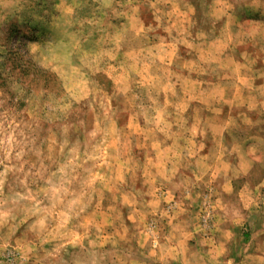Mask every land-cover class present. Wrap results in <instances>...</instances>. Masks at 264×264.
<instances>
[{
	"label": "clouds",
	"instance_id": "1",
	"mask_svg": "<svg viewBox=\"0 0 264 264\" xmlns=\"http://www.w3.org/2000/svg\"><path fill=\"white\" fill-rule=\"evenodd\" d=\"M82 2L71 29L81 49H109L102 66L89 60L75 74L83 86L35 59L39 44L30 71L0 77V264H218L202 243L218 223L238 253L222 257L227 264H264L243 239L264 216V0ZM28 3L10 0L0 11ZM170 3L185 12L162 35L158 6ZM49 10V41L67 39L61 0ZM113 65L120 75L105 71ZM200 82L240 87L251 102L219 105L237 116L228 124L209 119L223 97L200 92ZM101 195L115 199L125 236L105 239L104 225L83 223ZM181 205L191 224L172 236L165 221Z\"/></svg>",
	"mask_w": 264,
	"mask_h": 264
},
{
	"label": "rangeland",
	"instance_id": "2",
	"mask_svg": "<svg viewBox=\"0 0 264 264\" xmlns=\"http://www.w3.org/2000/svg\"><path fill=\"white\" fill-rule=\"evenodd\" d=\"M10 0H0V10L9 6ZM86 6V2L82 0H61L62 15L57 21L62 26L67 39H62L55 43L50 42L52 38V30L50 26V10L49 0H30V3L20 11L9 13L6 17L2 11H0V77H3L5 73H27L33 67V61L30 56V49L34 45H42L32 55L35 59L44 64L48 71L56 74L61 79H67L69 86L80 85L83 86L82 81L74 79L76 73L80 72L85 66L88 65L89 60L102 66V56L109 49L103 47H97L95 50L81 49L80 44L76 40V33L71 29L73 27L72 16L74 9L77 7ZM161 13L164 16L161 18L160 27L161 33L166 34L169 30L173 29L175 25L183 20V14L185 8L179 3L168 4L167 6H158ZM97 10L93 9L92 16L95 17ZM103 15V14H102ZM167 17H171L169 20ZM179 17V20L177 19ZM83 21H77L76 23H82ZM135 23V19L129 20V27ZM173 34H175L173 32ZM119 39L118 34L112 36L111 43L115 45ZM106 41H102L104 43ZM76 48L77 53H73L76 56L78 62H73L71 56L66 54V50ZM233 70L240 73V79H245L243 75V69L239 62L233 64ZM109 76L115 72L117 75L121 74V68L119 65H113L111 69H105ZM203 87L199 89L200 92L207 89L209 94L218 93L223 100L216 101L217 107L211 108L212 115L207 117L209 119L219 120L224 124L230 123L237 118L234 114L224 115L227 109L220 107L219 105L225 103H232L234 100L239 102H251V97L240 87H233L228 89L222 85L212 84L209 85L205 82H200ZM192 84H196L195 81ZM199 94V92L197 93ZM199 109H196L197 118ZM240 118H244V113H239ZM129 127H131V120L129 119ZM149 159H152L149 157ZM226 187H231L226 185ZM256 187L260 188L258 183ZM264 192V188H261ZM243 196V192L240 193ZM213 203H221L219 200H213ZM208 197H202L200 201H197V206L203 204L207 205ZM189 213H195L196 206L191 209H187ZM186 208L181 205L179 212L176 214L179 218H173L170 221H165V224H171L172 229L165 228V232H171L172 236H175L176 232H185L186 226L190 227L191 215L185 214ZM207 216L204 220L207 221ZM86 225L95 226L96 230H99L100 225H104V238H108L112 235L125 236L128 233L129 225L125 223L124 217H122L116 208L115 199L111 203H107L101 195L97 198L95 208L88 217L83 221ZM232 233L228 230L225 223H218L212 228L211 232L204 237L202 243L207 246L209 253H215L218 264H227V261L222 257L231 254L237 255L235 249H229L226 243L231 239ZM167 238V237H166ZM243 239L252 253L264 252V216H258L251 221V228L243 233ZM254 242V243H253ZM180 241L177 240L176 244H172V248H176Z\"/></svg>",
	"mask_w": 264,
	"mask_h": 264
}]
</instances>
